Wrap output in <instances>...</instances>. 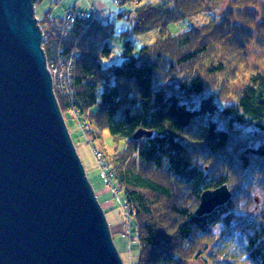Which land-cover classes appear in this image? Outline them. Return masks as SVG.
Here are the masks:
<instances>
[{
  "label": "trees",
  "instance_id": "1",
  "mask_svg": "<svg viewBox=\"0 0 264 264\" xmlns=\"http://www.w3.org/2000/svg\"><path fill=\"white\" fill-rule=\"evenodd\" d=\"M119 1L136 2L129 10L136 32L161 35L136 48L123 32L116 52L110 21L76 18L64 25V17L47 12L39 23L49 61L60 49L76 52L74 92L58 96L61 109L83 117L96 139L108 130L125 140L108 173L129 206L131 239L141 246L135 264H264V193L260 204L254 199L264 191V70L231 69L241 48L235 33L223 37L218 56L203 42L224 25L214 22L207 34L196 25L170 32L171 22L191 19L216 0ZM255 2L262 20L264 0ZM185 64L192 66L178 75L176 66ZM221 72L241 74L239 90L226 98L210 82ZM139 130L145 134L137 138ZM224 184L230 202L198 216L202 193Z\"/></svg>",
  "mask_w": 264,
  "mask_h": 264
},
{
  "label": "water",
  "instance_id": "2",
  "mask_svg": "<svg viewBox=\"0 0 264 264\" xmlns=\"http://www.w3.org/2000/svg\"><path fill=\"white\" fill-rule=\"evenodd\" d=\"M37 1L0 0V264H124L54 89ZM232 196L205 190L196 214Z\"/></svg>",
  "mask_w": 264,
  "mask_h": 264
},
{
  "label": "rangeland",
  "instance_id": "3",
  "mask_svg": "<svg viewBox=\"0 0 264 264\" xmlns=\"http://www.w3.org/2000/svg\"><path fill=\"white\" fill-rule=\"evenodd\" d=\"M38 1L36 2V15L38 17L44 16L47 12H49L52 16L64 17L65 12L71 9L82 11H90L93 10V8L98 9L101 20L110 21V23L113 24L115 37L111 39V43L116 52H119L120 50L118 36H120L123 32L128 34L129 38L134 42L136 48L155 41L156 38L161 35L157 29H151L144 32H136L134 30L132 18L135 16V12H130L129 10L134 9L136 2L116 4L115 0ZM236 2L240 7H242V9H237L236 7L229 8L230 4L235 6ZM252 5L256 6L257 9L260 6L259 2L256 3L255 0H216L212 2L211 5L204 10V12L193 16L191 19L171 22L169 30L173 34H178L187 29L189 25H191L190 27L196 25L201 28L200 31L207 34L210 30H214V22L224 25V27L218 28L219 32L216 33L218 37H216V35H209V38H204L203 42L207 40V42L212 45V50L218 56L220 52H218L219 49L217 47H221L223 44V42H221L223 37L235 33L238 37H236L234 43L237 42L238 45L241 46L238 51H240V54L247 51L248 54L240 55L238 53L235 56L232 55L233 68L231 66V69L235 71L239 70V72H245L248 68H250L248 66L257 64L264 70V46H261L264 44V18L261 20V12L257 13L256 9H254ZM262 13L264 15L263 9ZM225 15L226 18H224ZM96 18L98 19V17ZM226 41L233 45V42L230 39ZM213 43H215V47H213ZM207 61L210 62L213 60L208 56ZM191 66V64L176 66L177 74H182L183 69H189ZM193 68L197 67H192V69ZM216 77L212 78V81L210 82H213L212 86L214 89L217 88V86H222L219 93H223L222 96H224V98L229 96L230 93L233 94L239 90L238 88L242 82L237 80L241 77V74H239L237 78L234 72L225 74L221 72ZM246 77L247 75H245L244 78L242 77V80L246 79ZM222 80H227L229 82L221 84ZM62 112L77 152L84 165L88 179L104 208L114 242L121 255L123 263L135 264L141 246L139 241H132L129 236L125 235L127 220L123 211L125 196L123 192H118V195H116L117 190L114 189L115 182L108 185L107 180L102 176L103 166L100 165L102 162L98 159V154H101L105 161H110L109 159H111L114 154L123 150L125 140L113 136L108 130L103 132L102 138L96 139L92 136V133L89 132L90 125L85 119H83V117L68 109H62ZM83 121L86 122L89 129H87L88 127L83 126ZM258 191L259 193L254 195L257 205L261 202L260 197L257 195L264 193V191L262 192L260 189ZM238 199L242 203L245 201L246 195L241 194L238 196Z\"/></svg>",
  "mask_w": 264,
  "mask_h": 264
},
{
  "label": "built area",
  "instance_id": "4",
  "mask_svg": "<svg viewBox=\"0 0 264 264\" xmlns=\"http://www.w3.org/2000/svg\"><path fill=\"white\" fill-rule=\"evenodd\" d=\"M115 3L120 4V1L115 0ZM93 17H98V19H101L98 9L93 8V10L90 11L71 9L65 12L63 23L64 25H67L71 22H74L76 18L89 19ZM63 52L64 50L60 49L53 59L50 61L48 60V68L51 71L53 77L54 89L57 97L61 95L72 98V94L74 92L72 70L76 61V52L73 50L66 53ZM75 114L79 115L77 112H75ZM83 126L88 127L87 129H89V126L85 121H83ZM98 159L100 162H102L100 165L103 166L102 176L107 180L108 185L112 184L110 183L109 179L108 162L104 160V157L101 154H98ZM116 195H118L117 191ZM123 211L127 218L125 235L129 236L131 239V215L129 206L126 202L123 203Z\"/></svg>",
  "mask_w": 264,
  "mask_h": 264
}]
</instances>
